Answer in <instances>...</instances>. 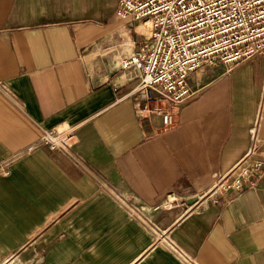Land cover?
Segmentation results:
<instances>
[{"label":"crops","instance_id":"crops-1","mask_svg":"<svg viewBox=\"0 0 264 264\" xmlns=\"http://www.w3.org/2000/svg\"><path fill=\"white\" fill-rule=\"evenodd\" d=\"M116 3L0 0V264H182L165 239L195 264H264V173L192 202L250 145L264 52L191 72L163 127L134 112L140 73L118 65L147 33ZM66 126L79 161L34 144Z\"/></svg>","mask_w":264,"mask_h":264},{"label":"built area","instance_id":"built-area-1","mask_svg":"<svg viewBox=\"0 0 264 264\" xmlns=\"http://www.w3.org/2000/svg\"><path fill=\"white\" fill-rule=\"evenodd\" d=\"M115 14L121 19L148 22L147 35L119 68L139 71L137 83L128 95L137 115L157 114L163 127L172 123V108L189 94L188 76L202 65L220 63L227 70L264 52V0H117ZM264 121V77L250 130V145L232 168L216 177L196 204L229 190L254 187L264 173V162L255 157ZM74 126L42 128L34 144L58 149L79 161L73 153ZM116 200L150 228L139 203L114 194ZM158 206H152L156 209ZM166 244L182 264H195L171 240Z\"/></svg>","mask_w":264,"mask_h":264},{"label":"bare ground","instance_id":"bare-ground-1","mask_svg":"<svg viewBox=\"0 0 264 264\" xmlns=\"http://www.w3.org/2000/svg\"><path fill=\"white\" fill-rule=\"evenodd\" d=\"M140 25H142V24H140ZM147 25H148V22H144L143 23V25L141 26V28H142V30H146V27H147Z\"/></svg>","mask_w":264,"mask_h":264},{"label":"rangeland","instance_id":"rangeland-1","mask_svg":"<svg viewBox=\"0 0 264 264\" xmlns=\"http://www.w3.org/2000/svg\"><path fill=\"white\" fill-rule=\"evenodd\" d=\"M144 32L147 33V28H146V30Z\"/></svg>","mask_w":264,"mask_h":264}]
</instances>
